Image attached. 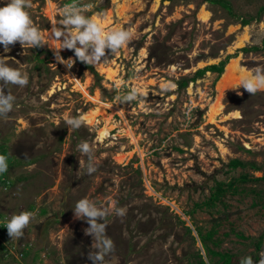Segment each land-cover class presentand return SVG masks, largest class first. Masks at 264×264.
<instances>
[{
	"label": "rangeland",
	"instance_id": "374dc122",
	"mask_svg": "<svg viewBox=\"0 0 264 264\" xmlns=\"http://www.w3.org/2000/svg\"><path fill=\"white\" fill-rule=\"evenodd\" d=\"M225 1L231 14L202 0H79L90 5L84 14L95 16L103 29L132 27L135 34L115 54L106 50L107 62L96 66L61 50L63 60L75 61L69 69L55 57L61 45L48 37L72 0H30L26 10L45 39L43 47L17 43L6 54L29 82L4 89L16 100L8 118L0 119V143L16 165L8 172L14 183L0 186V210L12 216L33 207L35 217L20 239L0 240V264H91L88 225L73 213L82 198L109 209L115 201L126 209L123 217L106 218L115 243L106 264H186L201 249L177 221L189 228L183 212L192 213L203 233L221 223L222 243L215 250L237 261L252 256V242L264 236V209L251 207V196H228L226 208H194L218 182L228 183L241 172L264 174V91L250 95L239 88L235 70L237 64L264 63V13L248 26L240 24L256 18L264 0ZM6 2L0 0V7ZM103 4L106 9L99 12ZM248 48L257 50L241 52ZM0 55H5L2 45ZM227 57L232 58L219 78L206 73L177 88L180 80ZM165 82L175 89L164 91ZM134 86L145 89V103L119 104L116 96ZM66 115H85V124L69 132ZM81 141L94 151L97 170L91 175L87 157L77 150ZM234 159L260 170H229ZM249 187L264 190V182ZM24 249L29 250L21 258Z\"/></svg>",
	"mask_w": 264,
	"mask_h": 264
},
{
	"label": "clouds",
	"instance_id": "9594fccd",
	"mask_svg": "<svg viewBox=\"0 0 264 264\" xmlns=\"http://www.w3.org/2000/svg\"><path fill=\"white\" fill-rule=\"evenodd\" d=\"M30 7V0H7L5 5L0 7V45L3 46L5 53V55H0V119L8 118L16 100V97L10 92L5 93L6 86L11 84L24 88L29 82L26 73L9 65L10 57L6 54L11 51V46L17 43L21 47L40 48L44 46L45 38L34 25L30 13L26 10ZM89 7L90 5L80 4L79 0H72L61 9L63 18L59 20L58 24H53L50 30L48 39L54 44L61 45L54 51L55 57L58 62L65 64L69 69L75 61L72 58L63 60L60 56L61 50L73 51L79 62L96 66L107 62L106 50L115 54L120 49L129 46L134 38L135 29L132 27L116 26L109 30L103 29L101 24L96 22L95 16L89 17L84 14ZM261 28H264V21L261 22ZM235 70L240 76L239 88L242 87L250 95L264 91V63L251 68L237 64ZM73 79L78 82V79ZM161 87L164 91H171L175 89L176 85L165 82ZM144 93L145 89L134 86L124 94L117 95L116 100L119 104L137 100L145 103ZM235 114L239 116V109ZM85 121V115H66L64 118L69 132L81 128ZM77 150L87 157V173L91 175L96 172L95 155L89 142L81 141L77 145ZM79 163L83 164L84 161ZM8 168V157L0 155V175L6 173ZM73 213L74 218L86 222L88 227L84 229V234L92 237L88 260L91 261V264H106V257L115 251V243L106 231L108 227L105 222L106 218L110 214L123 217L126 215V209L117 207L115 201L112 202L111 209H109L97 206L88 198H82L76 202ZM34 217L35 213L32 211H22L18 215H12L6 221L7 234L10 239H20L24 235V229ZM28 250L24 249L23 253H28ZM240 264H264V260L257 262L252 257L245 256L241 258Z\"/></svg>",
	"mask_w": 264,
	"mask_h": 264
},
{
	"label": "trees",
	"instance_id": "16d2710c",
	"mask_svg": "<svg viewBox=\"0 0 264 264\" xmlns=\"http://www.w3.org/2000/svg\"><path fill=\"white\" fill-rule=\"evenodd\" d=\"M162 2L166 1H174V0H160ZM204 3H208L210 5H217L224 9L228 14L231 12V8L229 7V4L225 0H202ZM106 9V6L103 4L98 8L99 12H103ZM264 13V8H261L259 10L258 16L254 19L244 20L242 19L240 21V24L242 27L248 26L251 24V21L258 20L260 16ZM231 14V13H230ZM264 45V40H263ZM255 48H248V49H241V52L243 53H250L253 51H256ZM232 57H227L224 61H221L217 65L213 66H207L203 69H200L196 71L193 75V77L189 80L182 79L179 82L176 83L178 89H185L189 83H194L199 79H202L206 73H213L217 74V78L220 77V75L223 73V69L225 65L227 64L228 60ZM86 66V65H85ZM86 68H89L86 66ZM0 155H5L8 157V171L2 175H0V186L2 188L11 186L14 181L13 179L8 178V172L14 165H16V161H14L13 157L9 155L7 146L5 143H0ZM229 170H235L240 169L241 171H244L246 168H250L251 171L257 172L260 169L256 167V165L250 163H244L240 160L234 159L231 160L228 164ZM264 182V174L260 178H256L253 176V174L247 173V172H241L237 178L232 179V181L228 183H222L218 182L216 183L209 194V197L198 204L194 205L195 209H200L202 207L206 208H216L217 206H222L226 208V198L234 197V196H251L252 199V205L253 208H258L259 211L264 209V190L263 189H257L256 187H249L248 189L245 188L246 185H254V184H260ZM9 184V186H8ZM29 211L33 210V207H29ZM192 213L183 212V215L185 217H188L190 219L191 225L193 227L194 232L196 233L197 238L192 236V230H190L188 227H185V223L180 220L179 217L177 218L178 223H180L182 226H184L186 233L188 236H190L193 244H196L198 242L201 246V251L204 253V257L201 254V251H196L194 255L189 257L186 261V264H240V260H235L234 255L230 254L229 252H221L215 250L216 248H219L220 244L222 243V239L218 237V228L220 227L221 223H217L214 225L209 231L203 233L201 228L198 227L195 222L193 221L191 217ZM233 232V230H230ZM5 234H7V231H3ZM4 235V234H3ZM238 238H244L241 234H235ZM7 236V235H6ZM5 237V235H4ZM264 236L259 237L256 239L253 243V246L255 248L254 253L251 255H248L253 258L254 261L258 262V255L261 250H264L263 245ZM2 249V248H1ZM4 253L2 252V255ZM25 256L27 253H23Z\"/></svg>",
	"mask_w": 264,
	"mask_h": 264
},
{
	"label": "built area",
	"instance_id": "2783aa9c",
	"mask_svg": "<svg viewBox=\"0 0 264 264\" xmlns=\"http://www.w3.org/2000/svg\"><path fill=\"white\" fill-rule=\"evenodd\" d=\"M10 218H11L10 215H8L6 213H3L0 210V240L1 239L7 240V238H9L8 234H5L3 231H7V229H6V221L9 220ZM3 234L5 235V237H4ZM2 241H0V242H2ZM22 252H23V250H22ZM20 257L23 258V253H22V255H20Z\"/></svg>",
	"mask_w": 264,
	"mask_h": 264
},
{
	"label": "bare ground",
	"instance_id": "6f19581e",
	"mask_svg": "<svg viewBox=\"0 0 264 264\" xmlns=\"http://www.w3.org/2000/svg\"><path fill=\"white\" fill-rule=\"evenodd\" d=\"M108 75H109V74H108ZM109 76L111 77V75H109ZM218 111H219V105L217 104V105L215 106V109H214L215 114H217Z\"/></svg>",
	"mask_w": 264,
	"mask_h": 264
},
{
	"label": "water",
	"instance_id": "95a60500",
	"mask_svg": "<svg viewBox=\"0 0 264 264\" xmlns=\"http://www.w3.org/2000/svg\"><path fill=\"white\" fill-rule=\"evenodd\" d=\"M189 228H190V230H192L193 231V228H192V226L190 225L189 226ZM195 238H197V236L195 235ZM200 245V244H199ZM200 249H201V246H200ZM201 254H202V256L204 257V253H203V251H201ZM204 259H205V257H204Z\"/></svg>",
	"mask_w": 264,
	"mask_h": 264
}]
</instances>
